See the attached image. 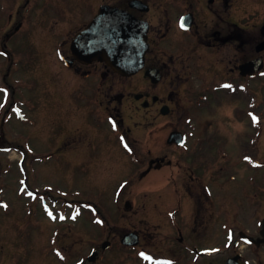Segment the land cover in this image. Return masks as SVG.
Here are the masks:
<instances>
[{
  "label": "flooded vegetation",
  "instance_id": "af4514ba",
  "mask_svg": "<svg viewBox=\"0 0 264 264\" xmlns=\"http://www.w3.org/2000/svg\"><path fill=\"white\" fill-rule=\"evenodd\" d=\"M30 6L36 9L37 17L54 12L70 17L82 13L85 18L38 20L42 22L38 42L45 44L39 47L33 41L31 49L36 53L32 54L14 44L30 34L21 33ZM0 20L4 21L0 23V84L7 113L12 99H19L24 107L21 123L33 127L32 134L29 128L21 130L17 146L5 144L0 134V223L14 209L4 182L12 162L3 159L1 153L19 152V160L13 164L21 186L14 203L20 201L18 208L22 210L30 206L21 225L14 227L15 233L11 229L10 239L0 242V264H76L64 241L73 237L76 189L62 195L39 191L37 182L29 179V168L40 164L77 166L88 176L94 163L109 164L104 168L118 165L119 153L134 166L132 182L149 180L153 187L142 193L148 197L161 191L164 203L160 208H151L150 225L145 217L146 227H126L128 230L121 232L115 230L117 224H112L107 211L95 209L104 227L98 230L104 239L93 244L82 260L84 264H201L205 259H209L207 264H221L219 256L228 249L237 252L225 257L222 264L238 254L242 264H264V0H0ZM94 20H103L102 30L111 27L114 20H137L145 27L148 51L137 74L123 76L105 61L75 56L74 36ZM44 21L48 23L45 27ZM34 55L40 65L47 60L57 62L64 88L53 83L50 94H36L41 87L39 79L52 82L44 70L31 78V83H36L19 88L17 99L12 95L17 92L13 74L27 65L31 67ZM136 76L140 77L136 84L144 88L125 93L127 79ZM33 92L36 95L31 96ZM55 101L67 102L64 113L42 110L45 104L51 107ZM126 104L135 129L126 125ZM162 117L166 120L161 125L158 122ZM143 127H159L155 131L160 133L148 130L143 137L145 129L138 130ZM44 128L49 129L47 137L37 131ZM107 137L116 148L111 155L105 146ZM179 138H183L182 144ZM142 139H162L163 143L140 145ZM119 184L110 194L115 205L124 197ZM129 197L123 209H116L121 220L131 214L140 217L150 210L135 208ZM220 204L230 217L228 248L222 251L217 245H200L205 238L202 232L219 228ZM252 210L257 217L254 225ZM78 211V219L87 218L89 212L85 224L92 225V210ZM50 212L57 214V225L44 245L41 223L36 225L35 234L27 222H38L43 213L49 220ZM62 220L66 224L60 225ZM65 226L68 230L63 231ZM167 226L174 234L167 235ZM3 229L0 225V236L4 238L6 226ZM131 232L139 235L138 245L123 242ZM167 237L183 244L194 257L184 262L182 256H168ZM195 237L201 242H194ZM243 247L245 250L239 251ZM196 249L218 251L201 256ZM93 252L95 257L89 261Z\"/></svg>",
  "mask_w": 264,
  "mask_h": 264
},
{
  "label": "rangeland",
  "instance_id": "374dc122",
  "mask_svg": "<svg viewBox=\"0 0 264 264\" xmlns=\"http://www.w3.org/2000/svg\"><path fill=\"white\" fill-rule=\"evenodd\" d=\"M30 7H32V9L27 15L28 20H26V24L24 27L25 29L21 31V33L23 32L24 34H26L27 32H30V34L22 41H20L21 39L20 40L17 39V41H14V44H16L19 49L26 48L27 52H29L30 50L32 54L36 53L35 50L31 49L32 46L34 47V45L32 44L33 41H36L39 47H41L40 44L42 43L45 44V42L43 41L38 42V40L40 39V34L42 32L41 29L39 28L42 22L40 21L38 22V20H84L85 18V17L83 18L82 13L77 14L74 17H70L68 14L64 16L54 15V12L53 13L44 12V16L43 17L38 16L39 17L38 18L36 11H35L36 9L33 8V6H30ZM0 23L2 24L4 23V21L0 20ZM47 25L48 23L44 21L43 26L45 27ZM29 26H32L30 30L27 29ZM24 34H21V35H24ZM14 56L17 57V55H14ZM34 59L35 61L31 64V67L27 65L24 67V69L20 73L13 74L12 82L16 84V88H21L25 86L26 84H28V88H29L30 83H31L30 81L31 78L36 77L35 75H38L39 73H43L44 70L48 75H50L49 78L52 79V82H44L41 79H39V83L41 87L39 91L36 92V94L42 93L43 91H44V94H50L52 92L53 83H56L60 88L61 87L64 88L65 82H63V79H64L63 73L60 72L59 66L56 61H54L52 64V63H48L50 60H47V61H43L44 63L40 65L38 63L39 58L37 57V55L33 56V60ZM44 66L45 67L48 66L49 69H45ZM139 79H140L139 76H136L131 79H127L124 92L129 94V92L131 91L138 92L140 88L143 89L144 88L143 86H141L140 84H139L140 86L136 84L137 80ZM32 83H36V82L33 81ZM18 94H19V91L16 94V96H18ZM36 94L35 92L30 93L31 96H34ZM0 97L2 98L3 96L0 95ZM55 103H58V104L56 105ZM66 104L67 102H64L63 104H61L59 103V101H55L51 107H50L51 104H48V105L45 104L42 110L45 109L44 110L45 112L49 111L54 114L57 112L64 113ZM3 105H4L3 100L0 99V134H3V136L5 137V140H6L5 144L9 146H17V144L21 143V139H20L21 130L25 128H29L30 129V130L28 129L29 134H32L33 127L31 126L25 127L23 123H21V121L19 120V112H16L17 113L16 114V113H13L14 111H12L10 115L8 113L9 116H7V118L4 117L5 116L4 114L6 111H4ZM14 106H17V105H14ZM127 107L128 105L126 104L124 107V117L126 120V125L130 124L132 128L135 129V126L133 125L134 121H132L133 118L130 117L131 109L129 108L130 110H127L126 109ZM40 112H41L40 109H37V113H40ZM31 113L35 114L36 112L35 110H33ZM31 118L33 119L34 117L31 116ZM165 120H166V117H162V120H160L158 123L161 122V125H162L164 124ZM47 123L50 124L49 122ZM144 127L138 129L139 131L141 129H145L143 130L144 132H141L143 137H144V134L147 133L146 131L148 130H153L157 135L160 133V132L155 131V128L157 129L159 127H154V128H144ZM34 128L36 129V126H34ZM37 131L41 133L40 134L41 136H46V137L50 133L48 128L39 129ZM166 133H167V130H166ZM108 139L109 138L107 137L108 142H105V146H106V149L109 155H111L112 154L111 151L112 150L116 151V148L113 145V142L110 139L109 140ZM162 139H157L156 142H152V141L146 142V140L142 139V140H139V144L148 145V143L152 142L151 144L153 145H160L163 143L161 141ZM3 141H4V138H3ZM35 145H37V141H35ZM1 154H2L3 159L7 157L6 160L12 162V166L9 169L10 173L6 175V179L4 182L6 185V193L8 194V197L10 199L13 198L12 202L14 205V209L11 211V213L7 216V218L3 222L0 223L1 230L3 231L4 230L3 227L6 226V232H7L4 238L0 236V242H3L5 240L10 239L11 229H12L13 234L15 233L14 227H16L17 225H21V223L23 222L24 216H27L30 211V206L27 205L25 208L23 207V210H22V207L20 209L18 208L20 201L17 200L14 203L15 194H19L18 192H16L17 188L21 186L19 183L18 169L16 165L13 164L15 161H18V158L20 156L19 152L9 151L6 155H4V153H1ZM117 157H118V160H117L118 165L113 164L114 166L113 168H111V166L104 168L105 165H109V164H105L102 162H97V163L92 164V167H90L88 169L89 171H87V173H89L88 176H86L85 174H82L80 172L81 168L77 166L57 167L53 165L46 166L45 164H40L36 168L34 166L29 168V179L32 183L37 182L38 184L37 189L39 191H47L49 193H59V195H62L64 192L68 193L69 190L72 191L76 189L75 190L76 193L74 195L76 208L77 209L80 208L82 211L90 210V209L91 210L102 209V210L107 211V213L109 214L111 218L112 224H117L115 230L118 232L128 230L126 229V227H132V228L133 227H136V228L146 227V218L150 222L149 225L153 222L151 208L153 209L160 208L164 203V200L162 199V192L157 191V192L149 193V196L146 197L142 193V190L144 191V190L149 189L150 187H153L152 184H149L150 181L144 180L138 184H134L132 182L133 183L132 186L128 185L124 187V192H123L124 197L122 198V202L120 203L121 201L120 200L119 202H117L116 204L117 206H116L115 202L112 201V197L110 194L114 192L115 186L121 180L125 181L127 178L131 177L130 173L132 172L133 167H134L131 161L128 159V157L125 156V154L121 156L119 153ZM31 170L34 173L33 175L31 174ZM156 175L158 177L160 176L159 174H156ZM16 179H17V182H16ZM71 181L72 183L75 182L76 184L74 186L70 185ZM137 188L140 192L137 191ZM132 190H135L134 195H132ZM162 191H164V189H162ZM65 196H68V195H65ZM128 196H130L129 198L131 199V202L133 203V205H135V208L142 209V208L148 207L150 208V210L145 212L140 217L136 218V217H133L131 214V216H127L128 218L127 220L126 219L121 220V214H119V212H117L116 209H123L125 198ZM86 199H90V200H86ZM28 202L30 203V200H28ZM220 202H222V200ZM222 204H220V210H219L218 230H209L207 232H202L205 238L203 237L204 243L200 245L203 247L217 245L220 248L225 249V250L228 248L227 245L229 241V232L227 228L229 226L230 217H228L229 214L225 211V209L227 208L224 209ZM241 205H242V202H241ZM250 212H251L250 216L252 217L251 225H254L257 217L253 215L255 213L253 210ZM0 213H1V210H0ZM89 216H90V213L86 212L87 218L78 219L79 222L76 221L75 227L73 228V237L70 239L64 240L68 244L70 250L72 251L75 261L85 259L86 256L91 252V248L93 247V244L98 243L100 239L101 240L104 239V236L101 235L98 231L100 229H104V227L99 226V225L97 227L96 224H92V225L89 224L88 226H86L85 223L87 220L90 219ZM140 218H141V221H140ZM96 222L98 224L99 219ZM38 223H41L43 230H44V232L42 230V233L40 234L43 235V241L45 245L47 242L48 236L51 234L50 233L51 230H53V227L57 225V220L56 222H51L50 220L47 219L45 213H43V217L38 222L29 220L27 224H30L34 228L35 234L37 230L36 227H38L36 225ZM64 224H66V222L62 220L60 225H64ZM66 228L67 226L62 227L63 231L68 230ZM171 232L172 231L170 230L169 226H167V235H169ZM171 234H174V232ZM199 241H200L199 238L195 237L194 242L198 243ZM184 247L185 246L183 244L173 241L172 239L167 237V255L168 256H174V257L175 255H179L180 257L182 256L181 258L183 259L184 262L191 260V258L194 257V255L192 254V251H189L188 249H184ZM244 250L245 248L243 247L239 251L243 252ZM235 252H237V250L228 249L227 251H225V254L219 256V262L222 264L223 263L222 261L224 260L225 257L232 256ZM208 262H209V259H205L203 260L201 264H207Z\"/></svg>",
  "mask_w": 264,
  "mask_h": 264
},
{
  "label": "water",
  "instance_id": "95a60500",
  "mask_svg": "<svg viewBox=\"0 0 264 264\" xmlns=\"http://www.w3.org/2000/svg\"><path fill=\"white\" fill-rule=\"evenodd\" d=\"M97 22L98 20L95 23ZM95 27L93 24L89 31L82 32L77 37L76 43H79L82 50L85 49V46H88V50H90L94 45H97V49H100L103 54L91 53V57L97 56L96 58L106 59L115 69L124 74L134 73L141 67L146 51V29L141 24H137L135 20H122L118 28L107 26L101 32H97ZM90 30L92 31L90 32ZM124 241L137 243L138 237L131 233L124 238ZM227 264L242 263L239 261L238 255L229 259Z\"/></svg>",
  "mask_w": 264,
  "mask_h": 264
},
{
  "label": "snow or ice",
  "instance_id": "6c2138e0",
  "mask_svg": "<svg viewBox=\"0 0 264 264\" xmlns=\"http://www.w3.org/2000/svg\"><path fill=\"white\" fill-rule=\"evenodd\" d=\"M185 25H184V23L182 22L181 23V27H184ZM224 87H231L230 85H224ZM245 159H249L248 157H245ZM31 195V194H30ZM49 215H52V213L50 212L49 213ZM53 218H55V217H53ZM62 218V217H61Z\"/></svg>",
  "mask_w": 264,
  "mask_h": 264
}]
</instances>
